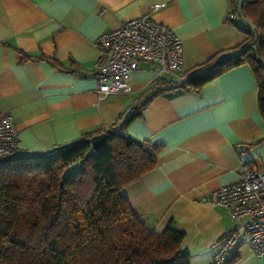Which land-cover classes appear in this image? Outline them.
Listing matches in <instances>:
<instances>
[{"label": "crops", "instance_id": "crops-1", "mask_svg": "<svg viewBox=\"0 0 264 264\" xmlns=\"http://www.w3.org/2000/svg\"><path fill=\"white\" fill-rule=\"evenodd\" d=\"M228 9V0H0V111L11 114L18 150L43 152L120 124L147 87L176 78L141 62L130 92L99 99L96 36L147 12L180 36L181 72L190 74L210 56L227 55L247 40L239 27L246 24ZM258 97L252 67L242 63L198 90L155 95L124 128L161 149L156 165L122 194L154 231L172 221L183 232L190 264H213L220 238L232 226L223 206L201 198L235 180L240 163L264 170ZM247 239L242 231L220 264H264V253L255 254Z\"/></svg>", "mask_w": 264, "mask_h": 264}, {"label": "trees", "instance_id": "trees-1", "mask_svg": "<svg viewBox=\"0 0 264 264\" xmlns=\"http://www.w3.org/2000/svg\"><path fill=\"white\" fill-rule=\"evenodd\" d=\"M228 2L229 13L248 21L238 25L247 40L231 53L210 56L190 74L157 80L120 124L83 132L43 152L17 149L0 156V264H190V254L181 246L183 232L172 221L162 232L154 231L122 194L125 185L156 165L161 149L134 139L124 128L155 95L198 90L242 63L254 72L264 119V68L259 62L264 61V0ZM100 132L106 141L96 149L90 137Z\"/></svg>", "mask_w": 264, "mask_h": 264}, {"label": "built area", "instance_id": "built-area-1", "mask_svg": "<svg viewBox=\"0 0 264 264\" xmlns=\"http://www.w3.org/2000/svg\"><path fill=\"white\" fill-rule=\"evenodd\" d=\"M162 6L154 4L153 9ZM98 50L95 76L99 99L132 90V72L145 62L157 74L178 75L182 71V40L168 25L145 12L117 27L102 32L93 40ZM264 68V61L259 60ZM18 149V130L9 112L0 111V156ZM201 201L225 208L232 226L221 236L213 254V264L226 260L240 233L247 235L252 251L264 253V170L240 163L235 180L223 184Z\"/></svg>", "mask_w": 264, "mask_h": 264}, {"label": "water", "instance_id": "water-1", "mask_svg": "<svg viewBox=\"0 0 264 264\" xmlns=\"http://www.w3.org/2000/svg\"><path fill=\"white\" fill-rule=\"evenodd\" d=\"M105 141H106V133L105 132H100V133L94 134L90 137L91 145L96 149L102 147L104 145Z\"/></svg>", "mask_w": 264, "mask_h": 264}, {"label": "rangeland", "instance_id": "rangeland-1", "mask_svg": "<svg viewBox=\"0 0 264 264\" xmlns=\"http://www.w3.org/2000/svg\"><path fill=\"white\" fill-rule=\"evenodd\" d=\"M237 21H238V23H240V24H248V21H247V19L244 17V16H242V15H237Z\"/></svg>", "mask_w": 264, "mask_h": 264}]
</instances>
